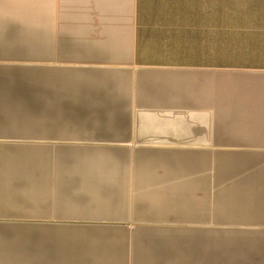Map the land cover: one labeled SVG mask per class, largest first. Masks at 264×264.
<instances>
[{
    "label": "crops",
    "instance_id": "crops-1",
    "mask_svg": "<svg viewBox=\"0 0 264 264\" xmlns=\"http://www.w3.org/2000/svg\"><path fill=\"white\" fill-rule=\"evenodd\" d=\"M262 22L264 0H0V68L77 74L80 111L126 119L109 128L115 135L111 144L207 149V132L264 134V84L248 88L241 80L207 72L227 68L207 66V53H264L238 49L255 46L242 40L264 32L256 24ZM36 53L44 62L9 61ZM48 164L0 161V231L52 230L37 221L84 208L98 212L94 219H151L168 229H207V222L165 218L201 213L164 207L165 198L186 189V183L199 189L181 177L186 171L178 163L100 165L99 174L54 180ZM71 186L76 195L68 191ZM145 201L153 207L140 206ZM94 225L133 231L117 222Z\"/></svg>",
    "mask_w": 264,
    "mask_h": 264
},
{
    "label": "trees",
    "instance_id": "trees-1",
    "mask_svg": "<svg viewBox=\"0 0 264 264\" xmlns=\"http://www.w3.org/2000/svg\"><path fill=\"white\" fill-rule=\"evenodd\" d=\"M77 78V74L67 76L62 71L43 68H0V137L73 140L115 137L109 128L123 125L126 119L80 111L76 105L81 94L80 87L76 86ZM65 83L69 86H63ZM88 92L91 89L85 94ZM66 99L71 102L66 103ZM32 146L20 141H0V150ZM69 147L72 146L58 149ZM139 157L156 159L152 155ZM1 158L2 155L0 161ZM8 158L12 161L30 160L25 155ZM175 159L178 161L166 162L174 165L197 162L189 161L190 155ZM216 164L223 163L218 161ZM182 171L186 172H182L181 177L195 181L200 185L198 188L202 186V182H198L201 174L195 170ZM207 178L212 177L208 175ZM211 180L203 183V192L225 193L224 207L227 209L213 213L198 207H207V198L192 196L193 190L187 187L166 197L164 207L193 209L201 213L165 218L178 223L214 221L218 223L217 227L191 229L183 234L177 233L181 229L165 230L169 231L166 233L143 228L126 231L124 236L107 226H93L84 231H0V260L18 259V264H264V230L243 231L226 226L241 217L262 216L258 223L264 222L261 220L264 218V166L233 175V179L224 185L218 183L214 186ZM68 191L76 195L78 189L71 186ZM140 206L150 208L153 203L145 201Z\"/></svg>",
    "mask_w": 264,
    "mask_h": 264
},
{
    "label": "rangeland",
    "instance_id": "rangeland-1",
    "mask_svg": "<svg viewBox=\"0 0 264 264\" xmlns=\"http://www.w3.org/2000/svg\"><path fill=\"white\" fill-rule=\"evenodd\" d=\"M259 18L262 19V17ZM256 24L259 26H264L263 22ZM231 41H235V39H231ZM242 42L243 45L255 46H245L238 48L239 50L244 49L243 51H264V32L260 31L244 36ZM12 58L13 59H10L9 61L27 63L44 62L43 55L38 53L30 55H13ZM211 64L227 65L226 69L207 68V72H213L215 77L219 75L226 76L227 78L238 79L243 81L244 86H248V88L251 87L252 83L264 84L263 52H238L227 54L207 53V66H210ZM215 128L216 127L210 126L209 129L213 130ZM0 141H20L25 144H32V147H27L24 149H1V161H12L8 157H15L19 155H25L26 157H29V161H50L51 164H48L46 167L51 166L50 168L53 175V180L58 179L59 175H62V177L66 178H75L79 176L82 177L86 171H94L96 174H99L98 172L100 170H104L97 167L100 165H167V162L164 161H175V158H180L181 155H190L191 159L189 161L197 162L186 165L180 164V169H178L195 170L197 174H201L202 178H199L200 181L198 182H202V186L199 189L194 190L192 196H201L204 199L207 198V207H198H203L207 211H211L213 213H218L227 209L224 207V204L227 201L226 194H223L222 192H213V194H210L209 191H207V194H205V192H203V183H206L212 179L211 182H213L214 186L218 183L224 185V183L233 179V175L244 173L254 167L264 166V134L260 136H253L244 133L218 134L207 132V149H131L125 148L130 146L111 144V138H83L79 140H73L70 138L30 139L0 137ZM61 146L72 147L66 148L64 150L58 149V147ZM139 155H152L156 157V159L153 157H139ZM218 161H222L223 164L217 165L216 163H218ZM203 175H206V177H203ZM208 175H210L212 178L208 179ZM81 180L82 178L79 181ZM240 182L237 181L236 183ZM186 184L188 187H191L194 182H189ZM150 192L152 195L157 194L156 191ZM162 193L166 192L159 190L158 194ZM210 200L212 204L210 203ZM94 214H98V212L88 208H84L82 210H67L64 213L43 217L41 221L39 220L37 222L50 224L52 225V230L58 231H84L87 230V228L97 226L94 224H107L112 222H117V224L120 223L123 225L121 228L131 229L133 231H136L139 228H149L151 232H158V230H162L159 232H166L165 230H169L168 228H171L170 226L158 227V223H160L159 220L131 218L124 222L123 220L117 219H103L108 217L94 219L96 218L93 216ZM261 217L262 216L253 218L251 216L247 219H243L241 217L240 220H236L235 223L226 226L230 228H237L243 231L254 230L253 232H260L261 230H264V222H260L262 224L258 223ZM261 220L264 221V218ZM143 223H148L150 225L144 227ZM217 224V222L208 221L207 229L217 227ZM112 231H115L121 236L127 234L126 230L113 229ZM183 232L189 231L184 229L177 233L183 234Z\"/></svg>",
    "mask_w": 264,
    "mask_h": 264
},
{
    "label": "bare ground",
    "instance_id": "bare-ground-1",
    "mask_svg": "<svg viewBox=\"0 0 264 264\" xmlns=\"http://www.w3.org/2000/svg\"><path fill=\"white\" fill-rule=\"evenodd\" d=\"M96 212V211H95Z\"/></svg>",
    "mask_w": 264,
    "mask_h": 264
}]
</instances>
